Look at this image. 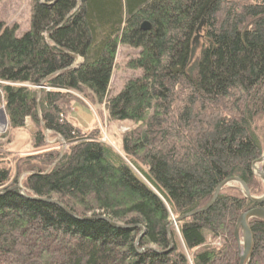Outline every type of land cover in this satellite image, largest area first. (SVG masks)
Wrapping results in <instances>:
<instances>
[{"label": "trees", "instance_id": "1", "mask_svg": "<svg viewBox=\"0 0 264 264\" xmlns=\"http://www.w3.org/2000/svg\"><path fill=\"white\" fill-rule=\"evenodd\" d=\"M16 31L0 22V264H239L234 230L257 207L239 184L170 228L171 248L167 233L227 180L264 194V0H35ZM120 47L141 75L108 95ZM81 99L129 125L120 154L68 121ZM249 226L264 264V221Z\"/></svg>", "mask_w": 264, "mask_h": 264}, {"label": "rangeland", "instance_id": "2", "mask_svg": "<svg viewBox=\"0 0 264 264\" xmlns=\"http://www.w3.org/2000/svg\"><path fill=\"white\" fill-rule=\"evenodd\" d=\"M35 0H0V22L7 26H17L16 36H21L29 30L33 14ZM138 51L120 47L116 57V68L108 88V95L118 94L124 84L141 75L139 70H129L126 63L134 58ZM73 102L71 111L67 118L72 124L82 131L97 129L101 136V142L110 146L116 153L120 154L119 139L129 128L126 123H115L109 120L106 110L93 101ZM3 114H0V137L5 134L7 122ZM59 138L51 144L61 143ZM28 135L25 132H17L11 144V149L19 154H27L31 151ZM20 184V180H19ZM173 223V221H171ZM175 231L176 226H172ZM171 227V228H172ZM176 233H178L176 231Z\"/></svg>", "mask_w": 264, "mask_h": 264}, {"label": "water", "instance_id": "3", "mask_svg": "<svg viewBox=\"0 0 264 264\" xmlns=\"http://www.w3.org/2000/svg\"><path fill=\"white\" fill-rule=\"evenodd\" d=\"M204 25V21H202L195 32V38L192 42V48H191V56L190 59L192 60L196 49L198 47V40H199V33L201 32V29ZM0 113H3V111L0 109ZM6 119V118H5ZM63 144V148H65L64 143L62 142V140L60 141ZM264 162V155L253 162L252 164V172L253 174L263 183L264 185V173L262 172V170L260 169V167L258 168V165H261ZM229 183H237L240 185L243 194L245 195V198L252 204L256 205V208H253L245 213H243L237 221L235 230H234V239L238 245V249H239V264H250V258L252 255V250H253V236H252V232L249 226V222L250 220H263L264 221V194L261 197L258 198H254L251 197L249 194V191L246 187V185L239 179H230L225 181L224 183H222L215 191L212 199L210 200V202L202 209L195 211L193 213H190L188 215H185L181 218H179L178 220H174L173 223H170L169 226L171 225H176L180 220L187 218V217H191L194 216L198 213L204 212L206 211L208 208H210V206L214 203L218 193L220 192V190L222 189L223 186L228 185ZM14 189L18 190L20 193H23V189L21 187V185H16L14 187ZM45 203H50V201H46L43 200ZM102 220H105L107 222H109L106 218H102ZM111 224V223H110ZM112 227L118 228L117 225H113L111 224ZM168 234H169V229H168Z\"/></svg>", "mask_w": 264, "mask_h": 264}, {"label": "bare ground", "instance_id": "4", "mask_svg": "<svg viewBox=\"0 0 264 264\" xmlns=\"http://www.w3.org/2000/svg\"><path fill=\"white\" fill-rule=\"evenodd\" d=\"M258 168H259V165L257 166ZM21 195H23V193H21ZM36 199V198H35ZM37 200H40V199H37ZM40 201H42V202H44L43 200H40ZM46 201H49V200H46ZM50 203H53V204H56V203H54V202H52V201H50ZM172 226H176V225H171V226H168V229H169V234H168V244H169V246H170V248L172 247L171 245H172V242H171V236H170V228L172 227ZM118 227H120V226H118ZM176 229V228H175ZM177 231V230H176Z\"/></svg>", "mask_w": 264, "mask_h": 264}]
</instances>
